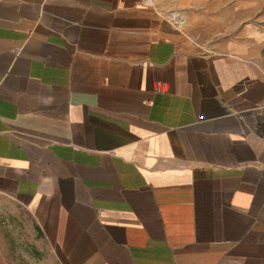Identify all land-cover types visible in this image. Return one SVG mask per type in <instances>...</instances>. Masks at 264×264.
Listing matches in <instances>:
<instances>
[{"label":"crops","instance_id":"1","mask_svg":"<svg viewBox=\"0 0 264 264\" xmlns=\"http://www.w3.org/2000/svg\"><path fill=\"white\" fill-rule=\"evenodd\" d=\"M252 11L0 0V264H264Z\"/></svg>","mask_w":264,"mask_h":264},{"label":"rangeland","instance_id":"2","mask_svg":"<svg viewBox=\"0 0 264 264\" xmlns=\"http://www.w3.org/2000/svg\"><path fill=\"white\" fill-rule=\"evenodd\" d=\"M153 2L160 13L170 17L178 26L194 30L213 27L217 31L218 27H223L225 23L227 26L232 25L229 23L233 21L230 18L248 8L253 10V14L264 12V0H153ZM175 12L181 14L184 23L174 15Z\"/></svg>","mask_w":264,"mask_h":264}]
</instances>
